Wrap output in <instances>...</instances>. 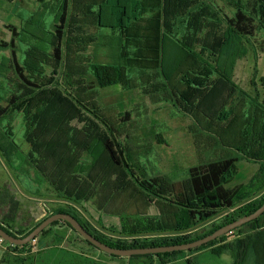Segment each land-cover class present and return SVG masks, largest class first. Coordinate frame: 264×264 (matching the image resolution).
<instances>
[{
	"label": "rangeland",
	"instance_id": "obj_1",
	"mask_svg": "<svg viewBox=\"0 0 264 264\" xmlns=\"http://www.w3.org/2000/svg\"><path fill=\"white\" fill-rule=\"evenodd\" d=\"M87 1L78 0L81 4L76 5L75 14L86 20L82 31L88 34L68 38L65 56L69 59L60 69L56 86L71 93L76 90L83 93L87 105L98 110L103 122L117 131V142L126 150L136 175L106 164L101 147L87 141L85 125L70 122L65 138L70 142L69 154L76 158L75 167L60 185L53 178L52 182L40 163L43 157L36 156L31 164L25 160L32 150L27 142L26 123L22 114L11 113L0 126V144L8 148L5 153L0 150V220L7 212L2 197L9 192L21 203L12 225L14 232L29 231L49 215L48 211L64 206L112 240L143 242L189 234L195 238L207 233L222 222V216L191 232L174 233L178 223L186 226L187 213L167 201L152 198L137 178L166 177L179 184L187 179L191 168L238 157L235 176L227 187L248 186L255 178L259 179L264 160L253 153L261 148L264 139V31L254 39L234 38L236 41L217 63L208 62L213 73L204 87L187 83V80L198 82L199 71L171 49L168 61L174 74L170 81L137 70L130 74L133 83L129 88H101L95 84L88 60L110 63L118 59L117 53L102 39L97 22L87 14ZM55 4V0H0V40L9 42L8 27L17 28L22 39L18 41L21 62L32 45L47 47L50 43ZM220 29L223 34L228 31L225 25ZM217 34L223 35L219 31ZM82 43L86 52H81ZM4 58L7 64L0 71L7 70L8 79L0 77V92L7 99L4 85L8 82V88L14 92L21 81L11 64V52L0 53V64ZM190 68L191 75L185 79L184 74ZM70 70L74 77L67 82L69 77L65 76L71 75ZM46 73L49 75L50 69ZM87 114L101 125L91 112ZM5 132L13 135L17 150L7 144ZM86 144L91 145L90 149H83ZM242 146L247 147L246 152L239 151ZM50 164L46 168L54 170ZM65 190L72 193V199H66L69 195ZM263 197L264 191L257 200ZM234 239L231 236L228 241ZM160 260L156 256L111 257L63 225L30 243L25 250H16L0 239V264H160ZM171 264H233V257L216 256L211 249L187 251Z\"/></svg>",
	"mask_w": 264,
	"mask_h": 264
},
{
	"label": "trees",
	"instance_id": "obj_2",
	"mask_svg": "<svg viewBox=\"0 0 264 264\" xmlns=\"http://www.w3.org/2000/svg\"><path fill=\"white\" fill-rule=\"evenodd\" d=\"M55 2L53 15L55 20L53 29L50 31L51 41L47 47L31 44V48L25 53V60L21 62L18 55V41L22 39L17 28L8 27L11 33L9 42L0 40V53L11 52V64L21 81L14 92L8 88V82L4 85L3 89H6L7 92H5L8 93L7 99L3 96V92H0V126L9 114H22L27 127V142L32 148L31 152L25 155V160L31 164L36 161V156L43 157L41 158L43 161H40L41 165H44L42 168L47 169L51 177L49 179L53 178L59 185L75 167L76 158L69 154L70 142L65 138V131L68 132L70 122L85 125L87 141L101 147L106 164L108 162L114 170L135 176L133 163L126 156V150L117 142V131L103 122L98 110L87 105L83 93L79 94L77 90L71 93L67 89L64 91L56 86L61 73L60 69L69 59L65 56L68 38L75 34L81 36L88 33L82 31L86 28V20H82L75 14L77 13L75 7L81 2L78 0H55ZM86 11L97 22L106 45L117 53L118 60L110 63L101 61L91 63L88 60L95 84L101 88L115 86L129 88L133 83L130 74L137 70L170 81L171 75L174 74L168 61L171 49L175 53L179 52L186 63L199 71L198 76L201 78H196L198 82L187 80V83L204 87L213 73L208 67V62L217 63L223 52L236 41L233 40L234 38L254 39L264 31V0H97L93 4L88 0ZM45 25L44 23L42 26L45 27ZM222 25L227 27L228 31L225 34H223L224 30L220 29ZM217 31L223 35L217 34ZM101 44L103 45L100 43L99 47L102 46ZM83 46L84 44L81 52H86L83 51L85 48ZM50 49L51 52L48 53ZM112 59L114 60V56ZM4 63L7 64L5 58L0 67ZM46 69H50L49 75ZM1 70L0 77H6L8 71ZM69 72L71 75L66 74L65 77H74L73 70ZM190 73L191 68L184 74L185 79L191 75ZM73 77L66 81L71 82ZM7 79L6 77L4 80ZM70 86L76 89L72 83ZM1 101L6 104L3 105ZM90 112L101 122V125L88 116L87 113ZM5 135L7 144H11V149L17 150L18 147L12 139L13 135L10 132H5ZM262 141L261 148L253 153V156L259 160H264V139ZM90 147L89 144L83 145L84 150ZM238 149L240 152L247 151V147L244 146ZM0 150L5 153L8 148L0 144ZM238 162V157H228L199 165L191 168L187 179L179 184L171 182L166 177L137 178V182L152 195V198L167 201L187 213L186 226L178 223L174 233L191 232L199 225L222 216L223 220L219 225L195 238L189 234L143 242L112 240L99 234L77 212L64 206L48 211L49 215L44 220L55 214H69L96 239L115 249H139L191 243L253 214L263 206L264 197L260 200H257V197L264 191V163L261 165L258 180L255 178L248 186L228 188L227 184L234 178ZM50 163L54 170L50 171L46 168L51 165ZM36 167L41 169L39 165ZM44 177L48 178V175L45 173ZM65 192L67 196L69 195L66 199H72L70 198L72 193L66 190ZM2 204L7 207V212L0 220V227L16 238L28 236L44 221L42 220L29 231L14 232L12 225L17 218L21 203L14 195L5 192ZM60 225L69 228L84 242L97 249L66 222L52 224L35 242ZM231 236L235 239L229 242ZM29 245L19 247L10 245V247L25 250ZM206 249H211L216 256L230 254L233 257V264H250L251 261H253L251 264H264V214L232 233L192 251ZM183 253L175 252L148 257H160V264H171ZM137 257L139 256L132 258ZM187 261L191 262V260Z\"/></svg>",
	"mask_w": 264,
	"mask_h": 264
},
{
	"label": "water",
	"instance_id": "obj_3",
	"mask_svg": "<svg viewBox=\"0 0 264 264\" xmlns=\"http://www.w3.org/2000/svg\"><path fill=\"white\" fill-rule=\"evenodd\" d=\"M264 214V204L253 214L243 217L219 230L212 233L211 235L202 238L200 240L183 244V245H173V246H162V247H151V248H139V249H115L111 246H108L98 239H96L93 235H91L76 218L69 214H55L51 217L44 220L38 227H36L28 236L24 238H16L0 227V239L4 242H7L13 246H26L30 243L36 241V239L52 224L56 222H66L68 223L73 230H75L78 234L82 236L84 240L89 242L95 248L100 250L101 252L116 256V257H134V256H149V255H160L167 253H175V252H187L192 251L194 249H198L203 247L211 242L216 241L217 239L232 233L234 230L243 227L244 225L259 219Z\"/></svg>",
	"mask_w": 264,
	"mask_h": 264
},
{
	"label": "crops",
	"instance_id": "obj_4",
	"mask_svg": "<svg viewBox=\"0 0 264 264\" xmlns=\"http://www.w3.org/2000/svg\"><path fill=\"white\" fill-rule=\"evenodd\" d=\"M176 262V261H175Z\"/></svg>",
	"mask_w": 264,
	"mask_h": 264
}]
</instances>
